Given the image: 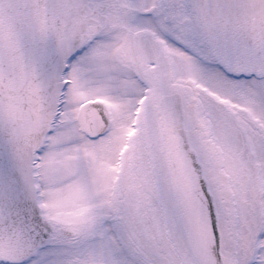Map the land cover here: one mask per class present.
I'll list each match as a JSON object with an SVG mask.
<instances>
[{
    "label": "snow or ice",
    "instance_id": "obj_1",
    "mask_svg": "<svg viewBox=\"0 0 264 264\" xmlns=\"http://www.w3.org/2000/svg\"><path fill=\"white\" fill-rule=\"evenodd\" d=\"M0 264H264V0H0Z\"/></svg>",
    "mask_w": 264,
    "mask_h": 264
}]
</instances>
